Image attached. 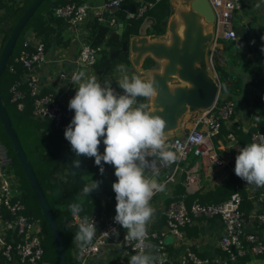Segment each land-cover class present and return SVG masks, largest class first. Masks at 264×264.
I'll return each mask as SVG.
<instances>
[{"label": "built area", "instance_id": "2783aa9c", "mask_svg": "<svg viewBox=\"0 0 264 264\" xmlns=\"http://www.w3.org/2000/svg\"><path fill=\"white\" fill-rule=\"evenodd\" d=\"M213 13V36L208 47L207 61L211 73L218 80V75L214 70L213 54L219 40H236L237 31L234 25V16L242 11V0H208ZM123 0H104L96 13L99 19H103V12L113 6H120ZM264 6V0H260ZM153 4L152 1L139 0L135 4L134 11H128L126 16L143 17ZM53 13L65 19L73 27L85 26L90 16L88 6L80 1H68L58 3L53 6ZM107 22L112 27L117 26L114 17L108 18ZM22 48L13 56L14 63L21 64L29 70L34 64L45 60V48L43 43L37 38L34 31L29 30L23 37ZM98 55V48L91 47L85 38H82L78 53L74 59L75 67L68 73L59 71L61 79L68 77L72 80L74 72H78L80 66L94 67ZM12 58V57H11ZM11 60V59H10ZM9 60V61H10ZM7 67L13 70V65ZM23 82H27L28 95L31 98V115L39 120H51L57 128L65 125L67 119L74 116V111L65 106L60 99L51 91L41 90V86L36 77L25 73ZM11 92L10 100L16 103L19 109L24 106V91L21 89V80L13 81L9 88ZM219 96V95H218ZM218 100V98H217ZM206 111L192 115V126L186 129L183 135L173 136L167 139V143L172 146L173 151H178L181 158L171 165L158 162L155 169H149L151 173L159 175L158 181L163 184L173 182L176 176L184 170V163L189 154L195 156H207L215 165H221L226 160L220 156L214 146V137L220 130L223 121L232 117L234 112V102L227 98H222ZM261 131L256 130L251 133V139ZM0 159V163H5ZM193 178V174H185V183L188 185ZM264 195V192H263ZM242 195L238 189L232 191L229 196L219 202H201L198 199L187 201L181 197L173 199L164 205L162 215L169 232L180 235V228L189 223L193 217L218 216L223 222V229L218 239L219 247L223 250L234 249L236 253L231 254L232 264L237 261L238 256H242L246 249L244 241L248 243L251 252L260 253L264 249V243L258 233H244V224L247 216L241 209ZM114 213L106 216L105 213L94 211L88 215L89 219H94L97 233L91 245L84 251L74 244L73 259L74 264H100L98 257L103 245L109 243L113 235L106 236L103 233L110 229L119 230L120 225L114 222ZM252 221L264 226V212L252 210L248 216ZM68 224L77 231L78 219L71 216ZM126 231L121 233L119 239V250L116 255L117 264H128L131 255L135 254V242L124 239ZM43 233L39 223L25 212V205L22 199V189L19 187V179L12 173L5 174L0 165V254L3 258L2 264H47L44 257L45 247L42 241ZM158 238L159 256H163L166 261L163 249V241L158 233H154ZM149 237V231H148ZM181 264H202L204 259L198 257L187 248L182 255Z\"/></svg>", "mask_w": 264, "mask_h": 264}, {"label": "crops", "instance_id": "0c3cea01", "mask_svg": "<svg viewBox=\"0 0 264 264\" xmlns=\"http://www.w3.org/2000/svg\"><path fill=\"white\" fill-rule=\"evenodd\" d=\"M24 0H0V7L4 9L8 5L15 7V12L23 5ZM79 1V0H78ZM104 0H80L84 2L90 11V17L98 13L99 6ZM139 0H128L126 2L134 3ZM123 2V4H126ZM243 8L239 12L238 24L235 25L237 39L242 41L232 45L236 50L226 51V47L231 44L230 40H219L215 48V58L213 60L214 70L217 75L219 69L224 74L222 78L218 77V82L225 83L228 87L223 95L234 102V112L230 119L223 121L221 131L214 138V146L217 153L223 157L226 162L221 165L213 164L207 156H189L183 167L184 170L179 173L173 182L166 184L163 192H157L151 201L155 209V215L148 225V242L153 245L152 251L160 254L158 249V238L154 233L159 234L163 241V249L166 256L165 264H181V257L185 250L189 248L198 257L204 259L202 264L210 262H221L222 249L219 247L218 239L223 229V222L220 217H193L191 221L180 228V235H174L168 231L165 225L162 210L165 204L169 202L167 198L175 196L189 197L191 199H206L205 203L215 201L217 194H209L218 185H223L222 193L227 197L233 190L238 189L243 193L241 200V209L247 216L244 224V233H258L264 243V226L252 221L248 216L252 210H261L264 212V191L258 192L255 185H247L245 181L235 174V157L238 155L237 147H243L252 142L251 133L259 130L264 134V84L260 86L251 83V71L264 74V6L260 0H242ZM172 7V6H171ZM127 13V10L125 11ZM249 24V26H247ZM245 29L248 30L247 33ZM87 28L73 27L70 24L67 27L66 34L70 36L69 45L66 48H59L54 45L46 49L45 60L34 64L27 75L38 79L43 91L53 92L60 101L68 107V103L75 95V85L68 77L61 79L59 71L70 72L74 67V59L79 50L82 38L86 37ZM228 41V42H226ZM226 42V44H224ZM128 74L131 75L130 66H125ZM86 70L88 76L96 75L94 67L80 66L79 71ZM239 76L236 84H233V78ZM121 78L118 66L114 68L111 74V83L113 88L118 89L117 82ZM222 80V82H221ZM221 90V88H220ZM71 120L67 122L69 123ZM192 115L186 114L183 117L184 131L192 126ZM105 147L101 141L99 149ZM0 159L10 160L7 153V147L0 142ZM193 174V178L187 185L185 183V174ZM232 179V180H231ZM232 183L234 186H231ZM233 188V189H232ZM203 202V201H201ZM243 206V207H242ZM106 213V212H104ZM114 213V208L109 211V215ZM126 231L119 227V237L112 236L109 243L103 245L98 257L100 264H117L116 255L120 248L119 239L121 233ZM264 250V249H263ZM262 250V251H263ZM251 253L250 257L242 264H264L262 253ZM244 255V254H243Z\"/></svg>", "mask_w": 264, "mask_h": 264}, {"label": "clouds", "instance_id": "9594fccd", "mask_svg": "<svg viewBox=\"0 0 264 264\" xmlns=\"http://www.w3.org/2000/svg\"><path fill=\"white\" fill-rule=\"evenodd\" d=\"M118 71L121 78L117 85L122 92L113 88L111 82L102 84L96 75L88 76L86 70L72 75L71 83L76 91L68 108L74 111V116L64 132L76 157L71 167L76 169L73 171L76 174L81 165L80 156L94 157L101 175L104 164L114 167L117 180L112 184L116 200L113 219L126 230L124 239L135 242V254L130 256L128 264H165L164 257L156 255L152 251L154 246L148 242V225L155 215L152 198L163 192L166 185L148 170L155 169L158 162L176 163L181 154L167 143L166 122L154 114L148 103L138 102V98L150 100L156 95V82L135 73L129 75L124 65H118ZM101 138L105 146L103 153L99 151ZM237 150L236 176L247 185L264 187V134L258 132L252 142ZM100 183L92 180L90 185H85L82 196H90ZM68 209L78 219L73 240L84 251L97 233L94 219L80 216L82 197L80 202L69 204ZM103 234L118 238L120 233L112 228Z\"/></svg>", "mask_w": 264, "mask_h": 264}, {"label": "trees", "instance_id": "16d2710c", "mask_svg": "<svg viewBox=\"0 0 264 264\" xmlns=\"http://www.w3.org/2000/svg\"><path fill=\"white\" fill-rule=\"evenodd\" d=\"M30 1L31 0H24L22 7L18 9L17 12H15V7L13 5H8L5 9L4 6L0 7V50L18 16ZM68 1L72 0H43L40 3L34 14L27 21L24 29L16 41L14 46L15 53H12V58L9 61V65H13V70H10L8 67H6V69L0 74V94L8 114L9 110L7 106L9 104L14 109L18 110V112H20L19 119H23L25 121L24 128L26 132L23 136H20L19 132L15 128L13 119L9 114L12 125L18 135L25 154L37 176L39 184L41 185V188L49 202V205L61 230L65 244L66 264L69 262V260H74V240L73 233H71V238H69L68 242L66 241L65 233L61 228L62 220H64L66 225L71 228L72 232H75V229L68 224V220L72 216L68 209V205L74 202H80V198L82 197L83 211L80 213L81 217L85 215L88 216L94 211L98 213L106 212L105 215L108 216L109 211H111L116 204L115 193L112 189L111 180L116 181L117 178L114 175L113 166L104 164V173L101 175L99 166L95 165L94 157L90 158L86 156L79 157V160L81 161L80 169L76 174L73 173V171H76V169L72 168L71 165L72 160L76 157L71 149L70 142L67 141L64 136L65 129L68 126L67 122L72 120V117L64 122L65 125L57 128L53 125L51 120H39L31 115V98L28 95L27 82L22 81V77L27 72V70L21 64L14 63L13 56L22 48L24 39L23 37L29 30L35 32L37 38L43 43L45 51L54 45L58 46L59 48H66L70 42V36L66 34L69 23L65 19L58 17L53 13V6L58 3ZM148 1H152L153 4L149 7L146 15L153 16L156 22L155 24L148 27L147 34H162L165 32V27L161 24V21L166 19L172 12L170 2L169 0ZM123 2L126 3L128 0H123ZM135 4H138V2H135ZM110 9H107L103 12V19H99V16L95 14L91 17L89 16L85 23V27L87 28L85 39L87 43L91 47L98 48V55L94 64V68H100L102 62L108 56V48H119L123 39H126L130 35L137 33L138 26L144 17H127L125 13L126 9L123 6H118L115 12H111ZM117 16L123 19L122 39L117 32V26L112 27L107 22L108 18L114 17L116 20ZM128 55L129 53L127 51L118 53L117 56L106 65L104 71L98 76L99 81L102 84L105 81L111 82V74L115 67L118 65L130 66ZM153 64L154 61L147 57L144 60L143 66L149 67ZM249 71H251V83L253 85L260 86L264 84L263 73L257 72L254 69H250ZM130 73L133 74L135 72ZM222 75L224 76L222 72H218V77L220 76V78H222ZM238 77L239 76L233 78L234 85L236 84ZM17 79L21 80V89L25 93L23 98L24 106L22 109H19L16 106V103L10 100L11 92L9 88L11 83ZM220 88L221 90L219 92L217 102H219L223 97L227 98V96L223 95L224 91L228 88L226 84L221 83ZM117 91L122 92V90L119 88ZM138 102L147 103V100L138 98ZM0 130L2 136L4 135L6 138V142L4 143L7 149H10L9 151L12 152V155H8L10 157L9 162L15 164L16 166V169H13V175L19 179V187L22 189V199L25 205V212L39 223L43 235L49 237L54 254L52 264H56L55 244L48 229L46 220L43 217L33 190L30 187L23 170L21 169L15 154L13 153L1 122ZM102 140L103 138H101V141ZM99 151L103 153L104 147L99 149ZM92 180L101 181L99 188L94 190L90 196H82L83 187L85 185H90ZM231 186H234V184L232 183ZM222 188H224L223 185H218L209 192L211 196H213V194H217L215 201L211 202H219L227 198V194L222 193ZM258 189L259 190L257 193L264 191V187H258ZM31 195L35 199V207H32L31 205ZM241 195L244 197L243 193H241ZM179 198L181 197L175 196L174 198H167V200L170 201ZM183 198H185L187 201L192 200L189 197ZM205 200L206 199H202L201 201L205 202ZM244 247L246 252L244 255L238 256V259L234 262V264H242L250 257L252 252L248 243L245 241ZM45 252L46 250L44 251V254ZM232 253H236V250L230 248L226 250L222 249L223 260L218 263L210 262V264H232ZM259 255L264 256V250ZM2 261L3 258L0 254V264L3 263Z\"/></svg>", "mask_w": 264, "mask_h": 264}, {"label": "water", "instance_id": "95a60500", "mask_svg": "<svg viewBox=\"0 0 264 264\" xmlns=\"http://www.w3.org/2000/svg\"><path fill=\"white\" fill-rule=\"evenodd\" d=\"M42 1L31 0L18 16L0 50V74L6 69L16 41L27 21ZM169 2L172 12L161 21L165 27L164 33L147 34L148 27L155 24L156 20L151 15H145L137 33L123 39L119 48H108V56L100 68H94L98 77L118 53L127 51L130 71L156 82V95L147 100V103L154 110V114L161 116L166 122L167 139L183 135V117L186 114L193 115L209 109L217 100L220 90V84L211 73L207 61L214 20L209 1L169 0ZM120 6L128 11L135 10L134 3L121 2ZM117 8L118 6H113L110 10L115 12ZM116 20L117 32L122 39L123 19L117 16ZM247 31L245 29L246 33ZM236 41L240 43L242 39L238 38ZM147 57L151 58L154 64L144 67L143 63ZM0 122L46 220L55 244L56 264H66L61 230L12 125L1 94Z\"/></svg>", "mask_w": 264, "mask_h": 264}, {"label": "rangeland", "instance_id": "374dc122", "mask_svg": "<svg viewBox=\"0 0 264 264\" xmlns=\"http://www.w3.org/2000/svg\"><path fill=\"white\" fill-rule=\"evenodd\" d=\"M65 3V2H63ZM147 13V12H146ZM146 15V14H145ZM240 17V14H236L234 16V25H237L238 24V19ZM228 42V41H226ZM226 42H224V44H226ZM231 44H229L227 47H226V51L227 52H230L232 50H236V47L233 46L232 44L235 43V40H230ZM14 50H13V54H14ZM207 54H208V51H207ZM215 58V52L213 54V60ZM92 68V67H91ZM78 71H79V68H78ZM220 73H221V70L219 69ZM220 92V90H219ZM219 95V94H218ZM6 99V98H5ZM8 110H9V114L11 116V118L13 119V122H14V125H15V128L16 130L19 132L20 136H23L24 133L26 132L25 131V128H24V120L23 119H19V116H20V112H18V110L14 109L11 105L8 104ZM0 142L4 143L6 142V138L5 136L1 134V130H0ZM5 144V143H4ZM7 144V143H6ZM8 146V145H7ZM9 147V146H8ZM10 148V147H9ZM10 150V149H9ZM7 149V153L8 155H12V152L9 151ZM14 153V152H13ZM189 156H192V154L190 153ZM0 165L2 166L5 174H9V173H13V169H16V166L15 164L13 163H10V162H5V163H0ZM22 169V168H21ZM113 182H115L114 180H111V184H113ZM32 199H31V205L32 207H35V199L33 198V196L31 195ZM66 219V218H64ZM63 232L65 233V239L66 241L68 242L69 238H71V233H73V236L75 234V232H72L71 228L69 226L66 225L65 221L62 220V226H61ZM42 241H43V245L45 247V261L47 262V264H52L53 263V247L51 245V241L49 239V237H47L46 235L45 236H42ZM74 244H75V241H74ZM72 249V248H71ZM72 261V262H71ZM71 261L69 260V262L67 264H74V260L71 259Z\"/></svg>", "mask_w": 264, "mask_h": 264}]
</instances>
